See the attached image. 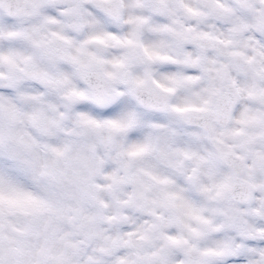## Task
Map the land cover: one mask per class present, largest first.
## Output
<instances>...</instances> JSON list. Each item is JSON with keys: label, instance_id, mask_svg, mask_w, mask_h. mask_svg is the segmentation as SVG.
<instances>
[{"label": "clouds", "instance_id": "obj_1", "mask_svg": "<svg viewBox=\"0 0 264 264\" xmlns=\"http://www.w3.org/2000/svg\"><path fill=\"white\" fill-rule=\"evenodd\" d=\"M97 5L115 7L119 19H101ZM157 6L167 14L157 17ZM136 17L146 22H128ZM112 34L133 43L108 39ZM145 50L178 62L149 60ZM176 74L191 83L170 94L156 87ZM105 92L119 103L97 104ZM189 106L203 111L173 110ZM82 117L132 118L133 125L112 134L86 128ZM45 119L62 130L44 134ZM0 126L33 144L25 151L19 139L0 142L5 177L28 190H53L39 175L41 165L57 161L46 144L71 145L60 167L84 151L98 169L88 195L71 184L54 189L77 211L59 222L49 264H191L210 248L225 253L215 264H233L227 249L264 250V166L253 162L264 155V0H0ZM149 140L147 153L128 156ZM10 155L27 160V170L18 172ZM193 211L209 223L193 220ZM29 219L5 215L6 255ZM23 239L38 252L46 240L43 220ZM261 261L257 253L243 264Z\"/></svg>", "mask_w": 264, "mask_h": 264}, {"label": "snow or ice", "instance_id": "obj_2", "mask_svg": "<svg viewBox=\"0 0 264 264\" xmlns=\"http://www.w3.org/2000/svg\"><path fill=\"white\" fill-rule=\"evenodd\" d=\"M157 4H161L162 0H155ZM152 11L157 15V17H163L167 14V9L162 6H157L152 9ZM94 14L104 18V16L111 17L113 20L119 19V12L115 7L105 8L102 5H97L93 9ZM129 23L136 24L137 26L142 25L146 22L144 17H136L128 21ZM114 32L115 30H110ZM135 34V33H134ZM9 35H15V33H9ZM108 39L114 40L117 43H127L131 44L133 41L128 39L126 41H121L116 35L112 34ZM94 41L104 43V39L100 36L93 38ZM58 49H54L51 52V56L56 58L59 54ZM146 55L149 60L152 61H171L177 63L178 61L173 60L167 55H161L159 52H148L145 50ZM74 59V58H73ZM97 63H102V61H97ZM187 63V61H185ZM86 76L95 75L99 78V73L96 71H87ZM106 75H111V73H106ZM192 81L191 77H185L181 74H176L169 78V85L165 86L163 84L157 83L156 87L161 90L163 93H173L178 87L188 86ZM144 81H138L137 86H142ZM77 98L83 99L85 95L83 92L74 93ZM97 104L107 103L108 105H116L119 103L116 97L110 96L107 92L103 94L102 100H97ZM143 103V101H141ZM151 106V105H150ZM176 113L186 114L193 111H203L201 108L194 107H175L173 109ZM9 122L15 121L16 113L11 108L8 110ZM82 123L86 128L99 131L107 129L112 134H120L126 132L133 125L132 118L127 119H118V118H103V119H92L88 117L81 118ZM62 130L60 124L57 120H47L45 119L42 123V131L46 135H56L58 131ZM7 137L9 139H19V142L23 145L25 151H30L33 147V144L30 140L23 137H16L13 129L9 127L5 130L0 126V142ZM107 142H111L112 135L106 137ZM45 148L50 149L56 156L57 161H54L50 164L41 165V171L39 172L40 176L47 177L50 181V184L53 186V190L45 188L43 193L33 192L14 183L11 179H7L3 173L4 161L0 158V229L4 222L5 215H19L23 217L30 218L27 220L23 228L20 230L21 239L15 241H10V246L8 249V254H5V251L0 244V264H49V258L52 254V248L48 246L49 241H54L57 226L60 221L67 218V213L69 211L75 212V208H66L63 201L57 195L55 188H58L64 184L76 185L82 194L88 195V189L91 186L92 177L96 174L98 169L88 165V157L84 151L76 152L72 157L70 163L66 164L65 167L58 166V161L65 158L66 154L72 151L70 144H65L63 148H57L52 145H44ZM151 148V141H147L141 145H134L129 151L128 156L137 157L142 154L147 153ZM187 155V153H185ZM220 158H222L226 163H232L228 155L224 152L219 153ZM19 164L21 167L17 171H24V165H27L29 162L20 157H8V162ZM253 162L264 166V155H254ZM235 166V165H233ZM229 185L227 182L220 185L222 189L227 188ZM174 199V198H172ZM192 219L198 223L208 224L209 221L203 216L199 215L197 212L193 211L191 213ZM43 220L46 230V240L45 245L40 248L38 252H32L25 248L24 236L33 233V225L36 222ZM192 231L196 235H201V233L196 232L195 229ZM172 244H180L181 241L177 240L175 237H168ZM0 240H2V232H0ZM187 243V241H184ZM252 242L250 241V244ZM192 250H189V255ZM18 254L23 257L21 259L13 260L11 258L12 254ZM259 254L264 258V250H260L255 247H247L243 250L233 252L232 249H227V254L231 256L233 264H243V262L254 254ZM201 257L205 259H199L191 261V264H215L214 258H220L225 255L224 252L216 251L215 249H206L200 253ZM120 264H125V261H121ZM257 264H264V261L257 262Z\"/></svg>", "mask_w": 264, "mask_h": 264}]
</instances>
